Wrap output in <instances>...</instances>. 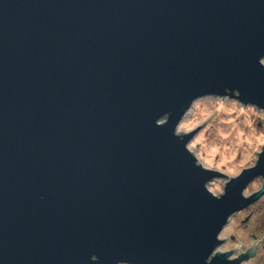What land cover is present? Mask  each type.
I'll list each match as a JSON object with an SVG mask.
<instances>
[{
	"label": "water",
	"instance_id": "1",
	"mask_svg": "<svg viewBox=\"0 0 264 264\" xmlns=\"http://www.w3.org/2000/svg\"><path fill=\"white\" fill-rule=\"evenodd\" d=\"M263 58L264 0H0V264H249L217 249L264 146L215 195L177 127L264 110Z\"/></svg>",
	"mask_w": 264,
	"mask_h": 264
},
{
	"label": "rangeland",
	"instance_id": "2",
	"mask_svg": "<svg viewBox=\"0 0 264 264\" xmlns=\"http://www.w3.org/2000/svg\"><path fill=\"white\" fill-rule=\"evenodd\" d=\"M262 61L264 63V58ZM198 126L187 146L204 167L228 175L217 176L207 183L213 194L220 195L225 182L256 164L264 146V110L229 96H202L194 100L177 132H190ZM262 184L261 177L254 179L245 189V195L258 190ZM220 237L224 241L217 250L235 249L232 256L244 252L255 240L264 238V196L232 215ZM248 262L264 264V242Z\"/></svg>",
	"mask_w": 264,
	"mask_h": 264
},
{
	"label": "flooded vegetation",
	"instance_id": "3",
	"mask_svg": "<svg viewBox=\"0 0 264 264\" xmlns=\"http://www.w3.org/2000/svg\"><path fill=\"white\" fill-rule=\"evenodd\" d=\"M242 264H246V263H242Z\"/></svg>",
	"mask_w": 264,
	"mask_h": 264
}]
</instances>
